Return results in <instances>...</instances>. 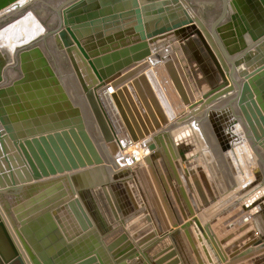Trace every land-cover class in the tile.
Segmentation results:
<instances>
[{"label": "bare ground", "instance_id": "6f19581e", "mask_svg": "<svg viewBox=\"0 0 264 264\" xmlns=\"http://www.w3.org/2000/svg\"><path fill=\"white\" fill-rule=\"evenodd\" d=\"M226 5L230 21L215 29L229 58L240 52L249 76L245 82L264 118V96L256 87V82L264 79V0H229ZM158 11L168 13L170 20L176 22L173 24L175 28L169 32V39L188 79L193 98L188 97L170 63L168 74L172 76V86L182 110L170 115L160 109L162 117H156L158 125H155L149 117L155 113L150 109L148 112L139 95L134 93L137 98L132 96L131 89L127 88L128 100H133V108L137 109H134L137 113L133 114L141 134L137 135L113 90L114 93L110 92L109 95L117 109L108 117L102 105L104 95L100 90L105 78L117 71L125 61L136 58L138 53L132 54L127 47L99 56L97 60L83 55L81 51L86 52L84 43L89 39L90 31L93 34L94 30H100L104 38L107 36L111 39L113 33H109L120 28L124 40L135 42L149 32L148 29L159 27L156 22L160 19V16H156ZM116 17L118 20L110 22ZM65 29L97 78L98 84L92 91L112 137L109 141L106 138H88L99 158L98 163L92 162L48 176L31 177L38 180L100 164L124 168L128 177L92 188L110 229L102 237L66 179L16 192L20 202L50 186L54 193H61L57 200L49 202L46 210L30 211L26 208L24 217L21 212L6 217L28 263L232 264L235 258L225 252L221 243L223 237L219 234L221 223L228 218L225 216L241 210L249 218L254 235L258 238L241 256L253 253L250 260L254 262L251 264H264V150L253 155L243 128L240 122L236 123L229 106L173 137L168 131L162 132L163 128L186 114L188 108L229 85L206 41L180 2L163 6L161 0L152 1L66 25ZM153 96L155 98L154 93ZM71 105L78 110V107ZM116 116L119 121H116ZM144 117L149 118L147 125ZM80 121L84 127L81 117ZM225 126L229 127V136ZM231 138L245 145L240 146L239 143L230 156L224 152L228 158L224 162L219 159L217 164L214 158L220 152H216L225 148L226 144L233 143ZM17 152L25 162L21 152ZM25 164L31 175L28 164ZM142 168L145 173L140 171ZM205 176L207 185L204 184L209 194L214 196L211 201L199 197L201 193L196 188L200 180H205ZM153 197L160 206L161 221L155 214L151 202ZM58 201L67 205L65 210L54 205ZM141 212L147 213L153 234L145 239H140L143 238L141 236L137 241L128 229V221ZM163 252L164 256H159Z\"/></svg>", "mask_w": 264, "mask_h": 264}, {"label": "water", "instance_id": "95a60500", "mask_svg": "<svg viewBox=\"0 0 264 264\" xmlns=\"http://www.w3.org/2000/svg\"><path fill=\"white\" fill-rule=\"evenodd\" d=\"M152 1L157 0H0V264H29L6 217L19 212L24 217L26 208L30 211L46 210L49 202L57 200L61 194L54 193L50 186L20 202L16 192L26 189L66 179L99 236L110 232L92 188L127 178L124 168L100 164L38 180L32 177L98 163L99 158L88 138L109 141L112 137L92 91L98 82L63 26ZM228 1L161 0L163 6L180 2L229 82L188 108L186 114L163 128L162 132L168 131L173 137L229 106L255 156L264 150V118L245 82L249 76L240 52L229 58L215 29L230 21ZM116 20L118 17L110 22ZM174 28L170 25L156 27L135 42L124 40L120 28L109 33H113L111 39L104 38L100 30H94L84 43L87 54L81 51L97 60L99 56L127 47L132 54L138 53L136 58L125 61L114 74L105 78L100 90L112 109L108 93L115 91L137 135H141L133 115L137 111L134 112L133 100H128L127 88L131 89L132 96L134 93L139 95L148 112L150 109L155 113H149L155 125H158L156 117H162L160 109L170 115L182 110L168 74L171 64L188 97L193 98L188 79L170 43L169 32ZM71 103L78 106L88 135L79 111ZM136 106L139 107L138 103ZM143 120L147 125L149 118ZM16 149L28 164L31 175ZM140 171L144 172V169ZM151 202L161 221L163 216L156 197L151 198ZM170 202L174 209L171 199ZM54 205L60 210L67 206L63 201ZM248 219L240 210L221 227L219 236H224L221 240L224 250L235 258L232 264L254 262L250 260L253 253L241 256L258 239L255 231L250 229L251 225L244 224ZM128 224L137 241L141 236L140 239H145L153 234L146 212L134 216Z\"/></svg>", "mask_w": 264, "mask_h": 264}, {"label": "rangeland", "instance_id": "374dc122", "mask_svg": "<svg viewBox=\"0 0 264 264\" xmlns=\"http://www.w3.org/2000/svg\"><path fill=\"white\" fill-rule=\"evenodd\" d=\"M169 11V10H168ZM167 11V12H168ZM159 12V14L157 13L156 14V16L157 17H159L160 16V19L158 18L157 19V26L159 25V26H162V25H166V24H168V25H170V26H173V24L174 23H176L175 21H171L170 20V15L167 13V14H165L164 12H161V11H158ZM63 28L65 29V26H63ZM149 31H151V30H153V29H148ZM65 31H66V29H65ZM147 31V30H146ZM121 41V40H120ZM119 41V42H120ZM113 44H117V43H113ZM116 71H113L109 76H111L112 74H114ZM259 74V73H258ZM253 77H255V76H253ZM252 77V78H253ZM170 78L172 79V76H170ZM96 80H97V78H95ZM263 81V82H262ZM257 83V85H256V87L259 89V93L260 94H262L263 96H264V85H262V83H264V79L263 80H261V84L260 83H258V82H256ZM99 84H100V82H99ZM255 84V83H254ZM263 86V87H262ZM255 87V88H256ZM261 87V88H260ZM261 90V91H260ZM263 90V91H262ZM97 93H99V92H97ZM101 93V92H100ZM112 93H114V92H112ZM256 93V92H255ZM102 94V93H101ZM109 94H111V93H108V96H110V100H111V102H112V104H113V109L109 106V104H108V102L106 101V99H105V97H104V99H102V105H104L105 106V108H106V113H107V115H108V117L110 116V115H112L114 112H115V110L117 109L116 108V106H115V103L113 102V100H112V98H111V95H109ZM71 102V101H70ZM100 102V101H99ZM263 102H264V97H263ZM101 104V103H100ZM264 106V105H263ZM76 107H78V106H76ZM78 110H79V108H78ZM118 114V113H117ZM79 117H81V115H80V112H79ZM82 119V118H81ZM116 121H119L118 119H117V116H116ZM238 129L240 128V126H238L237 127ZM224 129L225 130H227L226 132H227V135L229 136V133H230V130H229V127H227L226 128V126L224 127ZM238 138H244V136H237ZM232 139V142L233 143H228V145L226 144V147L225 148H223V149H221V150H219L218 152H216V153H219L218 155V157L216 156L215 158H214V160L216 159V162H218L217 164H219V159H221L222 161L223 160H226L228 157L227 156H225L226 154H228L229 156H230V152H235V149L239 146L238 144L240 143V146H243V145H245V144H243V143H241L242 141H240V140H238V139H234V138H231ZM230 141V140H229ZM232 148V149H231ZM226 154H225V153ZM225 155H224V154ZM222 154L224 155L223 156V158H225V159H223L222 158ZM221 155V156H220ZM234 156V155H233ZM235 157V156H234ZM224 162V161H223ZM199 182V181H198ZM204 183H206V185H207V179H206V176H205V180H200V187H201V190L202 191H200V193H201V195H199V197H201V198H204L205 200H207V201H211V200H213L214 199V196H212L213 194H212V192H211V194L212 195H210L209 194V192H208V189L206 188V186H205V184ZM199 184H198V187H199ZM198 192V191H197ZM198 194H199V192H198ZM203 196V197H202ZM211 196V197H210ZM211 198V199H210ZM215 228H218V226H216Z\"/></svg>", "mask_w": 264, "mask_h": 264}, {"label": "crops", "instance_id": "0c3cea01", "mask_svg": "<svg viewBox=\"0 0 264 264\" xmlns=\"http://www.w3.org/2000/svg\"><path fill=\"white\" fill-rule=\"evenodd\" d=\"M199 190L202 191V190H201V187H200V184H199ZM234 210H235V208H234ZM232 214H233V213H230V214H228V215L225 216V217H228V218H226V220L223 222L224 224L221 223V227H222V228L224 227V226H222V225H225V223H227V222L229 221L230 216H232ZM248 222H249V223H248L249 225L247 224V226H250L252 223H251L249 220H248ZM250 229H252V228H250ZM252 230H253V229H252ZM253 231H254V230H253ZM221 237H224V236H221ZM255 238H257V237H255ZM250 248H251V247H250ZM250 248H249V249H250ZM249 249H248V250H249Z\"/></svg>", "mask_w": 264, "mask_h": 264}]
</instances>
